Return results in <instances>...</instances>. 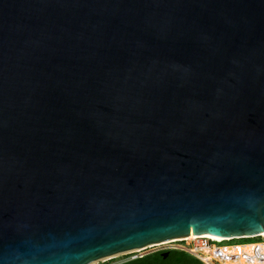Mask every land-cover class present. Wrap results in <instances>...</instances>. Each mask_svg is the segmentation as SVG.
Returning a JSON list of instances; mask_svg holds the SVG:
<instances>
[{
  "label": "water",
  "instance_id": "95a60500",
  "mask_svg": "<svg viewBox=\"0 0 264 264\" xmlns=\"http://www.w3.org/2000/svg\"><path fill=\"white\" fill-rule=\"evenodd\" d=\"M261 233L264 0H0V264Z\"/></svg>",
  "mask_w": 264,
  "mask_h": 264
},
{
  "label": "built area",
  "instance_id": "2783aa9c",
  "mask_svg": "<svg viewBox=\"0 0 264 264\" xmlns=\"http://www.w3.org/2000/svg\"><path fill=\"white\" fill-rule=\"evenodd\" d=\"M256 238H260L261 241L226 244V242L230 241H221L205 235H199L194 238L174 239L170 243L171 245L165 249L185 252L202 262V264H264V237ZM148 247L117 254L100 261L106 263L112 259L118 260V257L122 256L121 260L115 264H123L139 258V253ZM127 256H131V258L124 259ZM96 263H99V261L94 264Z\"/></svg>",
  "mask_w": 264,
  "mask_h": 264
},
{
  "label": "flooded vegetation",
  "instance_id": "af4514ba",
  "mask_svg": "<svg viewBox=\"0 0 264 264\" xmlns=\"http://www.w3.org/2000/svg\"><path fill=\"white\" fill-rule=\"evenodd\" d=\"M176 250H169V249H145L139 253L140 257L134 260L127 261L123 264H138L139 259L141 258H148V263L146 264H183L178 263L176 260L179 259L178 254L175 252ZM131 258V256H127L124 259ZM121 259H112L106 263L103 264H115L117 261Z\"/></svg>",
  "mask_w": 264,
  "mask_h": 264
},
{
  "label": "trees",
  "instance_id": "16d2710c",
  "mask_svg": "<svg viewBox=\"0 0 264 264\" xmlns=\"http://www.w3.org/2000/svg\"><path fill=\"white\" fill-rule=\"evenodd\" d=\"M176 254H178L179 259L176 260L178 263H183V264H202L199 260L195 259L194 257L190 256L189 254L182 252V251H173ZM148 258H141L138 261V264H146L148 263Z\"/></svg>",
  "mask_w": 264,
  "mask_h": 264
},
{
  "label": "rangeland",
  "instance_id": "374dc122",
  "mask_svg": "<svg viewBox=\"0 0 264 264\" xmlns=\"http://www.w3.org/2000/svg\"><path fill=\"white\" fill-rule=\"evenodd\" d=\"M257 241H261L260 238H251V239H235V240H232L230 242H226V244H235V243H247V242H257ZM170 245H153V246H149L147 249H155V248H159L160 250L162 249H165L166 247H169ZM143 251V250H142ZM122 256H119L118 259H120ZM94 264V263H93ZM96 264H103L102 261H99V263H96Z\"/></svg>",
  "mask_w": 264,
  "mask_h": 264
},
{
  "label": "bare ground",
  "instance_id": "6f19581e",
  "mask_svg": "<svg viewBox=\"0 0 264 264\" xmlns=\"http://www.w3.org/2000/svg\"><path fill=\"white\" fill-rule=\"evenodd\" d=\"M205 236L207 237H210V238H213V239H218V240H221V241H231V240H235V239H242V238H256V237H264V233H261L259 235H251V236H241V237H229V238H221V237H215V236H212L210 234H205ZM190 238H194L196 237V235H190L189 236ZM173 240H169V241H165L163 243H161V245H171L170 243L172 242ZM156 245H160V244H156Z\"/></svg>",
  "mask_w": 264,
  "mask_h": 264
}]
</instances>
